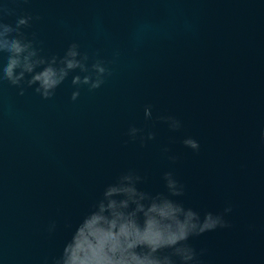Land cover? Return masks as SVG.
Masks as SVG:
<instances>
[{
    "label": "water",
    "instance_id": "obj_1",
    "mask_svg": "<svg viewBox=\"0 0 264 264\" xmlns=\"http://www.w3.org/2000/svg\"><path fill=\"white\" fill-rule=\"evenodd\" d=\"M21 11L42 17L24 30L37 33L42 55L59 58L76 42L113 76L82 87L76 101L72 74L50 99L35 85L20 95L0 84V264L58 256L104 185L128 168L152 194L172 171L185 185L173 199L201 216L230 206L226 227L189 239L205 250L200 264H264V0H30ZM158 115L182 128L170 131ZM129 124L151 128L154 140L125 143Z\"/></svg>",
    "mask_w": 264,
    "mask_h": 264
},
{
    "label": "clouds",
    "instance_id": "obj_2",
    "mask_svg": "<svg viewBox=\"0 0 264 264\" xmlns=\"http://www.w3.org/2000/svg\"><path fill=\"white\" fill-rule=\"evenodd\" d=\"M30 0H7L0 2V84L7 82L23 95L25 87L42 99H50L56 89L71 75L70 101H76L82 87L89 92L101 88L113 76V70L105 61L93 55L91 62L87 52H81L76 42L70 43L64 54L42 55L41 41L36 32L26 33L42 19L39 14L22 12ZM11 17V23L5 19ZM27 76V79H26ZM153 106H143L145 121L153 119ZM168 129L176 132L182 122L172 115H158ZM125 136L128 142H137L143 147L155 138L151 128L129 124ZM260 136L264 139V127ZM181 143L193 152L199 151V142L185 136ZM161 153L169 161L177 156L170 154L167 145ZM165 191L152 194L138 185L144 177L133 168L120 171L113 182L104 185L98 197L76 226L58 256L43 257V264H200L199 252L189 243L192 237L226 227L223 213L200 212L174 197H181L185 185L172 171L162 172ZM56 221L47 226L49 233L55 231Z\"/></svg>",
    "mask_w": 264,
    "mask_h": 264
}]
</instances>
